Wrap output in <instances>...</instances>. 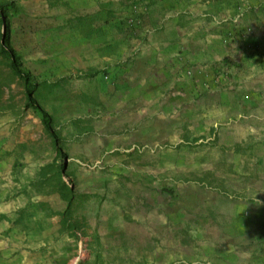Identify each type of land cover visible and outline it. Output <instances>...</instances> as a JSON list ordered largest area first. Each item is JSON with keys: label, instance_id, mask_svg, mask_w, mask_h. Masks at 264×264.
Masks as SVG:
<instances>
[{"label": "rangeland", "instance_id": "rangeland-1", "mask_svg": "<svg viewBox=\"0 0 264 264\" xmlns=\"http://www.w3.org/2000/svg\"><path fill=\"white\" fill-rule=\"evenodd\" d=\"M0 6V43L33 82L60 81L34 97L51 118V136L0 60V131L9 121L17 141H26L17 147L16 167L33 205L15 238L0 222L2 264H191L206 244L201 197L231 203L264 191V146L253 150L247 170L223 132L211 138L195 128L188 138L180 131L174 137L166 121L143 113L141 100H127L129 92L111 78L120 61L110 58L116 28L107 0H0ZM134 20L121 22L125 33L135 32ZM89 70L98 76L81 79ZM54 163L63 165L62 178L75 192L68 213L61 195L40 182L41 168ZM16 215L9 219L22 218Z\"/></svg>", "mask_w": 264, "mask_h": 264}, {"label": "crops", "instance_id": "crops-1", "mask_svg": "<svg viewBox=\"0 0 264 264\" xmlns=\"http://www.w3.org/2000/svg\"><path fill=\"white\" fill-rule=\"evenodd\" d=\"M110 15V58L120 61L111 78L127 100H141L143 113L166 121L174 137L223 132L249 170L253 150L264 146V0H107ZM131 17L137 28L125 33L120 24ZM224 73L233 90L212 84ZM13 132L9 121L0 131V215L10 219L30 202L16 167L26 141ZM236 199L201 197L206 244L191 264H264V191Z\"/></svg>", "mask_w": 264, "mask_h": 264}, {"label": "trees", "instance_id": "trees-1", "mask_svg": "<svg viewBox=\"0 0 264 264\" xmlns=\"http://www.w3.org/2000/svg\"><path fill=\"white\" fill-rule=\"evenodd\" d=\"M4 6H0V19L3 15L2 9H4ZM2 37V34H0V38ZM6 60V63L10 70L12 71L13 76L18 79L24 86V91L27 98V107L35 110L36 113L41 117L42 123L49 135L52 136V126H51V118L50 116L42 110L37 102L35 101L34 97H38L40 93L43 91H52L60 86V81L54 82V83H48V82H42V83H35L33 82L32 76L21 69V64L18 62V57L15 53L10 52L8 49H6L2 43H0V60ZM1 60V61H2ZM97 76V72H90L89 74H86L83 78L89 79V78H95ZM55 151L58 158L63 159L66 157V155L62 152V149L55 145ZM62 169L63 165H57V164H48L41 168L39 173L40 182L43 186L49 187L51 190H49V193H58L61 195L63 200L67 203V208L65 213H68L71 209V207L74 204V195L75 192L72 190V188L67 185L63 178H62ZM170 195L173 196V191H169ZM44 204H42L43 206ZM33 207L32 204H28L24 209H21L18 211V214L20 217H22L19 221H12L8 217L4 215H0V222H7L9 225V229H14L22 220L25 218L23 217L25 214L29 212V215L31 214L30 210ZM32 215V214H31ZM26 216V215H25ZM64 221V220H63ZM66 222V221H64ZM68 228L75 230L74 226L68 225Z\"/></svg>", "mask_w": 264, "mask_h": 264}, {"label": "built area", "instance_id": "built-area-1", "mask_svg": "<svg viewBox=\"0 0 264 264\" xmlns=\"http://www.w3.org/2000/svg\"><path fill=\"white\" fill-rule=\"evenodd\" d=\"M217 79H218V78H216V80H212V81H211L212 84L214 83V84H216V85H221V83H223V81H226V80H227V75H226V73L220 75V80H221V81H220V80L217 81ZM212 84L210 83V86L207 85V89H209V88L212 86ZM225 84H226V83H225ZM226 85H227V84H226ZM228 86H229V88H231V85L228 84Z\"/></svg>", "mask_w": 264, "mask_h": 264}, {"label": "water", "instance_id": "water-1", "mask_svg": "<svg viewBox=\"0 0 264 264\" xmlns=\"http://www.w3.org/2000/svg\"><path fill=\"white\" fill-rule=\"evenodd\" d=\"M4 25H5V21H4Z\"/></svg>", "mask_w": 264, "mask_h": 264}]
</instances>
